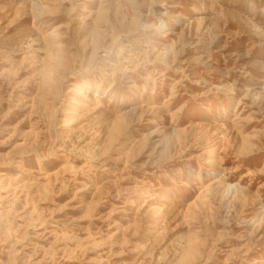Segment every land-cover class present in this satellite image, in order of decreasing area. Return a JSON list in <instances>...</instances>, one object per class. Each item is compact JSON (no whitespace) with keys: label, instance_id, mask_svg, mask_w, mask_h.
Here are the masks:
<instances>
[{"label":"rangeland","instance_id":"obj_1","mask_svg":"<svg viewBox=\"0 0 264 264\" xmlns=\"http://www.w3.org/2000/svg\"><path fill=\"white\" fill-rule=\"evenodd\" d=\"M0 264H264V0H0Z\"/></svg>","mask_w":264,"mask_h":264}]
</instances>
